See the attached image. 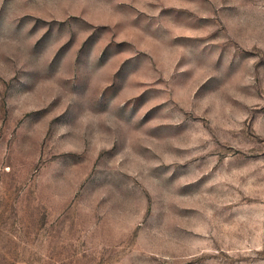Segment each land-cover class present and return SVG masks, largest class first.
<instances>
[{
  "label": "rangeland",
  "instance_id": "374dc122",
  "mask_svg": "<svg viewBox=\"0 0 264 264\" xmlns=\"http://www.w3.org/2000/svg\"><path fill=\"white\" fill-rule=\"evenodd\" d=\"M0 264H264V0H0Z\"/></svg>",
  "mask_w": 264,
  "mask_h": 264
}]
</instances>
